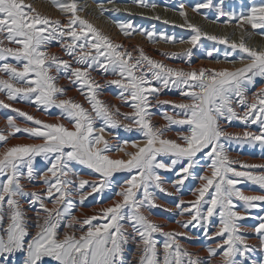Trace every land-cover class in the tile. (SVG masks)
<instances>
[{
    "label": "snow or ice",
    "instance_id": "6c2138e0",
    "mask_svg": "<svg viewBox=\"0 0 264 264\" xmlns=\"http://www.w3.org/2000/svg\"><path fill=\"white\" fill-rule=\"evenodd\" d=\"M51 3L63 20L37 11L27 0H0V93L8 101L26 102L45 112L59 109V116L71 125L48 123L0 99V108L10 109L31 124L21 127L17 117L10 115L7 129L0 130V264H9V258L20 253L22 264H132L125 256L129 244L135 245L136 264H249L255 246L248 242V226L242 222L249 218L258 221L250 230L264 251V215H252L253 209L264 211V164L234 160L228 146L258 145L264 151V87L248 95L256 78H264V48L250 47L245 38L264 36V0H249L239 11L226 10L225 0H201L191 5L192 11L205 19L209 17L201 10H214L212 23L238 29L239 42L210 34L191 22L183 0L178 10L184 23L177 26L191 31L188 39L157 33L154 27L152 31L138 29L131 21H114L127 38L143 35L154 44L190 45L181 53H162L188 64L193 49L203 46V39L227 45L230 51H225V60L243 65L233 69L171 67L147 55L143 48L129 50L103 33L80 14L85 8L79 0ZM131 3L147 9L158 7L151 0ZM97 7L101 14L120 11L107 9L103 3ZM152 18L161 20L159 15ZM53 43L69 59L50 53ZM237 51L243 55L238 61L230 60ZM218 52L213 48L205 55L219 64L214 57ZM93 72L116 77L105 83L119 89L118 98L131 112H121L100 98L103 85ZM62 77L77 87L90 108L72 98H61L67 95L59 86ZM165 89L178 90L186 102L161 100ZM164 105L174 114L164 111L167 123L156 125L152 109ZM125 120L129 123H123ZM233 121L245 129L255 125L259 131L228 132L225 125ZM173 126L182 128L177 133L179 142L167 137ZM119 128L135 130L143 140L113 145L105 133ZM18 133L42 142L8 146L10 138H20ZM129 147L135 151H128ZM112 153L127 158H113ZM37 158L46 163L44 169L37 168ZM75 165L90 170L98 179H83ZM162 172L174 173L171 184L175 192L164 186ZM117 173L128 176L116 186L112 205L79 219L73 213V196L83 205L94 193L113 189ZM190 178L199 181L191 190L195 199L176 201L177 214L187 217L176 223L186 230L200 229L205 239L214 242L207 248L206 260L181 242V237L192 238L187 231H166L151 218L152 209L162 207L157 203V191L175 195ZM37 180L42 181L44 191H27L25 181ZM244 183L258 186L262 194H246L238 187ZM25 199L36 211L34 234L23 207ZM158 236L164 238L162 242Z\"/></svg>",
    "mask_w": 264,
    "mask_h": 264
},
{
    "label": "rangeland",
    "instance_id": "374dc122",
    "mask_svg": "<svg viewBox=\"0 0 264 264\" xmlns=\"http://www.w3.org/2000/svg\"><path fill=\"white\" fill-rule=\"evenodd\" d=\"M42 2L46 3L50 8L56 9L52 3L51 0H41ZM151 2H154L158 5L156 9H147V8H141L137 5L131 3V0H115L114 3L109 2V0H79V4L84 7L88 8L94 6L96 10V17L105 22L109 26V32L103 31L100 26H97L103 33L108 34L111 36V31L114 29L116 30V34L119 36H122L124 39L132 40L135 37L142 38L143 41L147 45L150 46H157V45H164L167 47H175L177 45H183V48H179V50H173V51H167V50H155L152 51L150 48L143 47L140 44H136L133 41H130L127 45L125 42L117 41L116 38H113L114 41L117 43L123 44L126 48L129 50H133V46H137L139 48H143L144 52L151 56L153 59H156L158 61H161L171 67H182L185 69L190 68H239L243 65L237 62L236 64L238 67H236V64L228 63L224 58L225 51H230L228 49L227 45L224 44H218L215 41H210L207 39L202 40V47H197L193 49V56L191 57V64L186 63L182 58H168L165 57L162 53H181L185 49L189 48L190 45L188 44H180V43H164L161 41L160 43H151L147 40V38L143 35H134L131 38H127L123 36L120 33V30L114 23V21L119 22H127L131 21L133 26L138 29H146L148 31H152L153 27L155 28L157 33H164L166 35L175 36L177 39L183 38L188 39L192 35L191 31L187 28H181L177 25L183 24L184 20L179 15V4L182 2V0H151ZM185 2L186 8L189 13V19L191 22L197 24L200 26L204 31L217 35V36H226L229 37L231 40L239 42L241 38V34L238 29H236L233 26H225L223 23H212V20L215 19V12L212 9H202V13H206L208 15V19L204 18V15L197 14L192 11L191 5L201 2V0H183ZM215 2V0H214ZM256 2H260V0H256ZM98 3H103L105 8L107 9H114L119 8V12L115 11H108L103 14H101L99 8L97 7ZM249 3V0H225V9L226 10H235L239 11L241 10V6H246ZM51 5V6H50ZM219 6V5H218ZM146 10V11H145ZM37 11H40L37 9ZM94 11V10H93ZM92 11V12H93ZM42 13V11H40ZM158 12V13H157ZM161 12V13H160ZM47 15V13L43 12ZM129 13H131L129 15ZM82 15V14H81ZM159 15L161 17V20L153 19L152 17ZM53 16V15H49ZM53 18H58L57 16H53ZM224 18H221L223 20ZM63 20V19H61ZM89 20V19H88ZM164 20L170 21V23L165 24L163 23ZM91 21V20H89ZM108 23H107V22ZM92 22V21H91ZM93 23V22H92ZM200 23V24H199ZM94 24V23H93ZM113 28V29H112ZM228 28V29H227ZM113 30V31H114ZM226 30V31H225ZM251 31V29H249ZM112 37V36H111ZM246 42L250 47L255 48H264V36L253 34L250 38L245 37ZM213 48L219 49L218 53H214V57L216 59H219L221 63L217 64L215 62V59H209L206 57L205 53L207 50H211ZM50 53L58 55L62 57L63 59H69L68 56H66L63 52V50L60 48V46L56 43H53L50 46L49 49ZM157 51V53H156ZM153 54L151 55V53ZM134 51V55H137ZM243 55L240 52H234L229 59L230 60H239V56ZM156 56V57H155ZM201 66V67H200ZM3 75V74H0ZM93 77L97 82H99L101 85H103V91L101 94V99L104 100L109 105H115L120 108L121 112H131L132 109L125 104L122 103V101L118 98L119 89H117L115 86H108L106 85L107 80L115 79L116 77L108 75L105 76L101 74L100 72H93ZM59 86L66 89V97L61 98H72L75 101L82 103L85 107L90 108V105L87 103L85 97L80 94V92L77 90V87L70 83L68 79L66 78H60L59 79ZM264 87V78H256L255 83L249 87L248 95L251 96L254 92L258 91L260 88ZM161 100H170L175 101L177 103L179 102H186L183 97L180 96L179 91L176 89H165L161 92L160 97ZM0 99L5 100L6 103H11L14 108L21 109L22 111L28 112L29 114L33 115L34 117L44 120L48 123H65L67 126L71 127V125L68 123V121L64 120L62 117L59 116V109H51L50 113L45 112L43 110H38L35 105L26 103V102H12L8 101L3 93H0ZM152 111L155 113L153 116V123L156 125H163L167 122L163 119L162 113L164 111H168L170 114H174L172 108L169 105H164L163 107H155L152 109ZM17 117L16 122L21 127L25 126H31L30 122L25 123L23 118H20L17 116V113L12 112L10 109L0 108V130H6L7 129V121L6 118L8 116ZM99 124V122H97ZM123 123H129V121H123ZM187 126H183V128H186ZM226 130L231 133H242L245 130L258 132L259 129L257 126L252 125L249 126L247 129H245V126L240 124L238 121H233L231 125H225ZM182 131V128L180 126H173L172 130L167 133V137L171 139H177L178 136L177 133ZM110 133L106 131L105 136L107 139L110 140V142L113 145H118L123 140H129V141H137L141 142L143 140V137L141 134L135 130L128 132L125 131L123 128L119 129H111ZM19 139L17 138H10L8 141V146L21 144V143H41L42 141L39 140H33L27 137L26 134H17ZM179 142V140H178ZM230 149V155L234 160L247 163V164H264V151L261 150V148L257 146H249L247 144L239 145L236 143H232L228 146ZM0 151H2V147H0ZM128 151H135V149L128 148ZM113 158H127L124 157L123 153H112L111 154ZM117 156V157H116ZM38 169H44L46 167V163L41 160L40 158H37V164ZM79 172L83 179H87L89 181H96L98 179V176L96 174H92L90 170L84 168L83 166L75 165L74 166ZM239 168V165H237ZM242 170V169H241ZM203 171V170H198ZM254 171L259 172L260 169H255ZM163 177L165 178V187L172 192H175V189L172 187L171 181L175 179L174 173H165L162 172ZM128 176L127 173H117L114 177V187L111 190L105 191L103 194L94 193L92 196H89L83 203V205L79 204V197L73 196V201L75 204V207L73 209V213L81 220L88 216H92L95 214H98L101 209L109 207L112 205L113 201V193L116 190V186H118L126 177ZM26 184V190L27 191H36V192H43L45 186L43 185L42 181H33L32 183H28L25 181ZM199 186V181L193 178H190L188 181L185 182V186L183 190L180 193H176L175 195L168 196L165 193L158 192L157 195V203L160 204L162 207L154 208L151 212V218L155 220L157 223H160L165 226L166 231H187L189 233V236L192 237L191 239L181 237V242L184 244L186 248L190 252H193L197 254L202 260L208 259V251L207 248L209 246H214L213 241H209L204 238L202 234V230L196 229V228H190V229H183L180 224L176 223L177 220L186 219L187 217H180L177 214V209L175 207L176 201L178 199H184L185 201H191L194 200L195 197L191 194V190L195 187ZM242 190L246 192V194H262L261 190L258 186L252 185L251 183H244L241 185H238ZM87 190V186H86ZM116 200L120 199V197H115ZM47 202V201H46ZM23 207L26 210L28 220V226L31 233H35V218H36V211L35 208L30 206L27 203V200L25 199L22 201ZM47 205L49 208L53 207V204L51 202H47ZM172 209V211H166L165 209ZM252 215H264V211H261L260 209H253ZM215 222V218H214ZM246 226H248L247 231V237L248 242L255 246V250L250 254L251 259L249 261V264H252L253 261H255V264H261L262 261H264V251L260 248V240L259 238L251 232V226L258 223L255 219H246L242 222ZM65 229L63 226L60 229L61 234L63 233ZM129 231L131 229L129 228ZM210 231H214V227L210 229ZM79 234V233H78ZM157 239H159L161 242L163 241V237L158 236ZM217 240L220 238L217 237ZM126 260L132 261V264H136L135 257L137 254L135 253V245L129 244L126 249ZM217 260L219 257L216 258ZM23 260V254H17L15 257L9 258V264H22Z\"/></svg>",
    "mask_w": 264,
    "mask_h": 264
},
{
    "label": "bare ground",
    "instance_id": "6f19581e",
    "mask_svg": "<svg viewBox=\"0 0 264 264\" xmlns=\"http://www.w3.org/2000/svg\"><path fill=\"white\" fill-rule=\"evenodd\" d=\"M27 2H29V3H31L36 9H38V10H40V11H42V13L43 12H45V13H47V15H53V16H57V17H59L60 19H64V17L61 15V13L59 12V11H57V9H52V8H50L46 3H44V2H42L41 0H27ZM51 6V5H50ZM94 10V11H93ZM39 11V12H40ZM93 11V12H92ZM146 11V10H145ZM95 13H96V10H95V7L94 6H92L91 5V7H88V8H85V10L83 11V12H81L80 14H82V16H84L85 18H87V19H89V20H91L93 23H94V25H97V26H100V28H102L103 29V31H106L107 33L109 32V26L105 23V22H103V21H101V20H99L97 17H96V15H95ZM158 13V12H157ZM161 13V12H160ZM52 16V17H53ZM90 21V22H91ZM91 22V23H92ZM107 22V21H106ZM108 23V22H107ZM200 24V23H199ZM96 26V27H97ZM98 28V27H97ZM113 29V28H112ZM228 29V28H227ZM114 30V29H113ZM111 31V36H112V38H116L117 39V41H120V42H125L127 45L129 44V42L130 41H133L134 43H136V44H140V45H142L143 47H146V48H150L152 51H155V50H158V51H160V50H167V51H173V50H179V48L181 49V48H183V45H177V46H175V47H167V46H164V45H157V46H150V45H147L146 43H145V41H143V39L142 38H139V37H135L134 39H132V40H127V39H124L122 36H119L118 34H116V30H114V31ZM102 31V32H103ZM226 31V30H225ZM105 32V33H106ZM108 35V34H107ZM223 36V35H222ZM119 42V43H120ZM156 53H157V51H156ZM153 54V52L151 53V55ZM156 57V56H155ZM237 65V64H236ZM201 67V66H200ZM236 67H238V65L236 66ZM117 157V156H116Z\"/></svg>",
    "mask_w": 264,
    "mask_h": 264
}]
</instances>
